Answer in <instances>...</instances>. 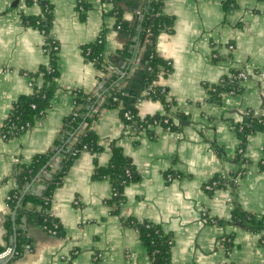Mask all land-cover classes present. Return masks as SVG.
Masks as SVG:
<instances>
[{"label":"crops","instance_id":"0c3cea01","mask_svg":"<svg viewBox=\"0 0 264 264\" xmlns=\"http://www.w3.org/2000/svg\"><path fill=\"white\" fill-rule=\"evenodd\" d=\"M80 2L88 7L83 20ZM145 6V0H0V133L13 104L31 93L29 75L48 64L43 34L23 22L44 7L53 17L50 36L58 44L59 74L44 116L19 135H0V249L6 246L4 222L11 214L6 197L16 183L13 175L51 149L72 110L73 93L94 95L100 86L102 72L84 59L83 46L102 36L104 56L122 67L120 53L132 50L118 85L120 108L133 104L138 118L156 115L174 127L155 124L129 132L118 108L97 111L91 130L101 150L82 152L51 195L62 236L22 224L27 244L19 257L1 264H158L132 222L152 223L170 235L169 264H264V233L229 221L235 206L264 217V126L246 137L243 163L236 160L235 129L249 115L253 120L264 115V0H163L170 31L140 42L132 28ZM153 53L169 64V73L154 82L167 104L148 96L144 71ZM235 71L247 75L240 92L222 94L219 103L208 101V88ZM112 145L138 175L118 189L116 202L110 182L92 177L96 166L108 165ZM217 175L224 184L205 193L203 186ZM30 186L37 195L44 189L33 183L25 191Z\"/></svg>","mask_w":264,"mask_h":264},{"label":"trees","instance_id":"16d2710c","mask_svg":"<svg viewBox=\"0 0 264 264\" xmlns=\"http://www.w3.org/2000/svg\"><path fill=\"white\" fill-rule=\"evenodd\" d=\"M103 1L117 3L120 0ZM145 5V9L136 16V24L132 28V34L135 29L140 42L147 37V34L155 36L160 31H170L172 23L169 18L162 14V3L154 0H145ZM77 9L81 16L80 18L83 20L85 11L88 9L87 5L80 2ZM114 11L118 29H122L124 25L121 21L120 12L117 8ZM52 19L50 7H44L41 15L37 17L23 19L25 25L36 28L43 34V47L47 52L49 61L46 66L29 75L31 93L26 96H20L13 104L1 129L6 138L23 133L24 130H21V127L26 125L32 127L37 120H40L49 108L50 101L56 91L55 80L59 76L57 66L58 44L50 36ZM81 53L86 61L91 62L97 70L102 72L101 76L98 77L100 86L94 95L80 91L73 93L72 110L64 118L60 134L51 149L44 154L35 156L28 165L18 167V171L13 175L17 189L11 191L10 194L15 195L16 198L7 201L11 214L4 222V229L6 231V246L12 245L15 251L18 252H21L23 245L27 244L23 231L20 229L22 224H36L43 228L45 232L51 229L56 231L54 236H62V227L51 213V195L53 190L61 185L69 166L81 154L71 157L72 151L81 150L83 146H86L84 152L96 154L101 150L97 144V138L91 130V122L97 111L102 108H118L124 129L129 132L138 133L155 124L167 130L174 129L170 120L164 117L155 115L142 119L138 118L133 104L120 108L118 85L124 79L123 73L128 70L129 65L127 64L131 58L132 50L125 49L120 53V58L125 61L123 67L120 65L121 63L111 62L104 56L102 36L94 43L83 46ZM106 65H110L112 67L111 70L105 69ZM169 71V67L157 55L153 53L148 57L144 79L151 86L149 97L165 103V93L156 88L154 82L160 73L163 72L165 75ZM236 75L237 71L233 72L231 77L224 78L219 84L208 88V101L219 103L222 94H238L240 92V80ZM124 113L129 114L130 118L128 120L124 117ZM257 126H264V115L258 120H253L249 115L245 122L236 125L235 129L240 138L239 149L242 150L241 153L237 151V161L245 162L242 158L245 140ZM74 138L76 140L75 143L70 144ZM110 152L108 165L106 167L96 166L92 177L93 179H107L110 182L112 193H115L112 201L116 202L119 198L118 189L136 181L138 175L131 161L122 153L120 148L112 145ZM57 156H62V159L56 169L50 172V164ZM45 172H50L51 181L45 185L39 195L25 191L36 178H41ZM223 184V177L217 175L203 186V190L205 193L212 194L216 189L221 188ZM206 187H210V189H206ZM229 221L231 224L244 225L249 231L264 233V217L258 218L255 215L241 212L236 206L233 208ZM132 225L136 229L150 259L158 264H169L170 235L165 234L159 226L149 222H132ZM262 241L264 244V237ZM6 246L0 249V252Z\"/></svg>","mask_w":264,"mask_h":264},{"label":"built area","instance_id":"2783aa9c","mask_svg":"<svg viewBox=\"0 0 264 264\" xmlns=\"http://www.w3.org/2000/svg\"><path fill=\"white\" fill-rule=\"evenodd\" d=\"M154 1H155V2H158V3H162V2H163V0H154ZM148 35H149V34H147V36H148ZM228 49H229V50H232V49H233V46L230 45V46L228 47ZM166 65L168 66L169 64L167 63ZM236 77H237L239 80H244V79L247 78V75H246V73L243 72V71H238ZM150 92H151V86L148 88V95H149ZM101 101H102V99H101ZM124 117H125L127 120L130 118V116H129L128 113H124ZM84 127H86V125H84ZM29 128H30V127H28V125H26V126L21 127L20 129L25 131V129H29ZM0 135H1V137L4 138V139L6 138V136H5L4 133L1 132ZM75 141H76L75 138L72 139V141H71L70 144L75 143ZM85 149H86V146H83L81 150H74V151L71 152L70 155H71V157H74V156H76V154H79V153L84 152ZM238 152L241 153L242 150H241V149H238ZM61 159H62V156H57V157L52 161V163L50 164V168H51V171H50V172H52V171H54V170L56 169V167H57V165H58V163L60 162ZM50 172H45V173H43L42 177H41V178H36V180L33 181V183H38V184H41V185H43V186L45 187V185H46L48 182L51 181ZM166 178H167V180H172V179H173L172 175H170V174H168V175L166 176ZM33 183H32V184H33ZM15 189H17V185H16V183L13 184V189H12L11 191H13V190H15ZM30 189H31V186L28 188V191H29ZM206 189H210V187H206ZM11 191H10V192H11ZM10 192L8 193V195H7V197H6V201H10V200L16 198V196H15V195H11ZM112 195H115V193H112ZM47 233H48V234H51V235H55L56 231L50 229V230L47 231ZM262 242H263V241H262ZM25 249H26V250H29V247L27 246V247H25ZM20 255H21V252L15 251V249H14V247H13L12 245L6 246V248H5L3 251L0 252V264H1V263H5V261L10 260L11 258H17V257H19Z\"/></svg>","mask_w":264,"mask_h":264},{"label":"water","instance_id":"95a60500","mask_svg":"<svg viewBox=\"0 0 264 264\" xmlns=\"http://www.w3.org/2000/svg\"><path fill=\"white\" fill-rule=\"evenodd\" d=\"M113 60H116V58H113ZM241 228H243V227H241ZM8 262V261H7ZM6 263V262H5Z\"/></svg>","mask_w":264,"mask_h":264}]
</instances>
